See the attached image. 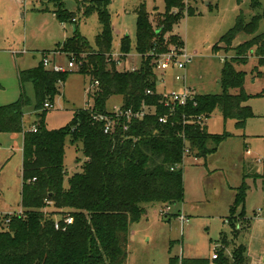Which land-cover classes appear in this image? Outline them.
Listing matches in <instances>:
<instances>
[{
  "label": "trees",
  "instance_id": "1",
  "mask_svg": "<svg viewBox=\"0 0 264 264\" xmlns=\"http://www.w3.org/2000/svg\"><path fill=\"white\" fill-rule=\"evenodd\" d=\"M164 1L165 11L156 14V27L144 4L136 10V49L142 61L135 72L120 71L113 59L109 10L112 0L80 4L79 11L85 17L97 14L102 26L95 48L76 27L73 37L54 53L74 60L77 73L89 77L91 85L98 82L99 86L88 94L91 108L76 111L64 128L48 129L49 110L45 105L54 106L59 86L66 82L70 71H50L42 61L36 68L19 72L22 92L16 102L0 107V134H24L23 214L0 215V264H127L130 228L143 219L145 207L154 203L174 207L182 204L186 157L206 159L230 137L227 133L210 134L207 125L201 126L197 119H210L220 109L225 121L233 120L237 129L244 130L246 121L253 117L251 109L244 106L251 97L245 92V73L239 67L246 65L255 53L260 66L257 76L264 79V32L259 31L264 21L262 4L253 0L252 10L262 11L249 21L242 13L235 27L221 39L222 47H215L235 51V56L224 62L223 93L195 95L187 106H175L171 111L161 103L163 98L157 91L155 58L171 46L183 48L184 42L172 34L173 28L184 15L196 16L201 0L188 4L185 0ZM56 17L61 23H76V14L63 9ZM240 34L250 40L233 47ZM130 45L128 36L121 39V59L130 53ZM27 83L34 89L37 120L33 128L37 132L33 128L25 131L24 110L32 104L24 90ZM148 91L154 95H147ZM113 97H122L125 111L139 112L147 105L156 107V114L134 120L127 132L120 127L107 135L104 123L95 121L94 116L108 114L107 103ZM163 116H169L166 125L159 121ZM68 139L82 144L86 160L82 171L69 177L66 187ZM247 189L245 182L236 189L238 194L230 211L228 223L236 239L243 231L249 233L252 226L245 211ZM68 216L73 218V224L65 231L56 230L55 221L60 219L63 223ZM219 245L215 261L172 257L169 264H251L248 244L235 245L222 235Z\"/></svg>",
  "mask_w": 264,
  "mask_h": 264
},
{
  "label": "rangeland",
  "instance_id": "2",
  "mask_svg": "<svg viewBox=\"0 0 264 264\" xmlns=\"http://www.w3.org/2000/svg\"><path fill=\"white\" fill-rule=\"evenodd\" d=\"M84 1L0 0V107L19 99L22 92L19 72L36 68L43 61L44 54L51 63L68 69L69 57L60 53L55 58L54 52L73 37L76 27L95 48L102 26L97 14L85 17L79 11ZM252 1L201 0L197 4L196 16L184 15L174 26L172 34L184 42V52L193 60L183 72L161 76L155 71L158 93L189 88L196 95L222 94L224 62L230 61L235 51L216 50L215 47H222L221 39L235 27L242 13L249 21L262 11L252 10ZM258 1L264 7V0ZM141 4H144L156 27V14L165 11L164 0H112L109 7L113 28L112 54L115 61H121V66H117L120 71L141 66L142 60L136 49L135 11ZM60 9L76 14L77 23H61L56 17ZM259 31L264 32V21ZM125 36L130 38L131 50L126 60H122L121 39ZM248 40L249 36L240 34L233 47ZM259 67L255 53L246 65L239 67L245 73V92L251 97L244 106L250 108L253 114L246 121L245 129H237L233 120L225 121L220 109L214 111L208 119V132L218 136L227 133L230 137L206 159L186 157L183 164L185 198L182 204L174 207L154 203L145 207L143 219L130 228L127 264H169L172 257L211 258L215 247L220 246L222 235H227L235 245L248 244L249 247L252 226L249 233L243 231L236 239L228 221L238 194L236 189L244 182L248 187L245 203L247 218L255 219L257 213L264 216V79L257 76ZM68 71L71 74L65 83L60 84L55 106L46 116L50 130L66 127L76 111L92 106L88 101L90 78L78 74L77 67ZM177 73L186 77L181 83L183 87L174 81ZM24 90L32 101L24 110V126L30 130L37 120L35 94L31 83H27ZM121 105L122 97H113L107 103V110L112 111ZM22 146V134H0L1 215L22 210ZM85 160L82 144L68 139L66 187L69 177L82 171ZM182 217L186 218L184 222ZM231 247H234L233 244ZM261 262L264 264V256Z\"/></svg>",
  "mask_w": 264,
  "mask_h": 264
},
{
  "label": "built area",
  "instance_id": "3",
  "mask_svg": "<svg viewBox=\"0 0 264 264\" xmlns=\"http://www.w3.org/2000/svg\"><path fill=\"white\" fill-rule=\"evenodd\" d=\"M57 54V53H54ZM122 56V55H121ZM121 58V57H120ZM124 60V59H122ZM193 60V57L188 55L187 53L184 52V49L181 47L177 46H171L170 49L161 55H157L155 58V71H157L161 76H165L168 73H172L175 71L178 72H183L187 65L190 64ZM117 66H121V61L116 60ZM43 65L46 69L56 72V73H65L69 72L68 70L75 68L76 64L75 61L72 60L68 64V69L64 68L61 65H58L56 63H51L48 61L47 58L43 60ZM128 68V67H127ZM138 67H133L131 69H125L123 71H129V72H135L137 71ZM186 77L185 75H182L180 73H177L174 75V81L178 84L184 83ZM99 83L96 82L93 85L90 86L88 89V94L92 93L94 88L98 87ZM162 96L163 100L161 103L165 107H170L171 111H173V107L175 106H181L185 107L187 104L194 99L195 93L191 91L189 88H182L177 91H172V92H162L158 93ZM147 95H154L152 91H148ZM45 108L48 110H51L54 108L51 104L47 103L45 105ZM156 107H151L144 105L142 110L139 112H134L132 110H123V105H121L119 108L115 107L114 110L108 111V114L106 115H101L97 114L94 116V120L97 122H103L104 123V133L109 135L115 133L117 130L123 129V131L127 132L130 128V124L134 120H142L144 117L151 115V114H156ZM122 120H125L126 123L122 124ZM161 124H168L169 122V116H163L160 117L159 119ZM192 121V120H191ZM208 119L205 118L204 116H200L197 119L198 124L201 126L207 125ZM191 123V122H189ZM34 132H37L36 128H33ZM250 154V152H248ZM189 154V150H186L185 156ZM17 214H23V211H20ZM181 220L184 222L186 218L182 217ZM73 224V218L68 216L63 220V223L60 221V219H57L55 221V229L60 231L63 230L65 231L68 226ZM217 247V246H216ZM215 251L211 257L212 261H215L218 259V253Z\"/></svg>",
  "mask_w": 264,
  "mask_h": 264
},
{
  "label": "crops",
  "instance_id": "4",
  "mask_svg": "<svg viewBox=\"0 0 264 264\" xmlns=\"http://www.w3.org/2000/svg\"><path fill=\"white\" fill-rule=\"evenodd\" d=\"M86 1H88V0H86ZM139 7L140 6H138V8ZM76 23H77V21H76ZM54 55H55V58H56V57H58L61 54L57 52V54H54ZM45 56L46 55L44 54V57H43L44 59L47 58ZM179 85H181V84H179ZM181 86L183 87L184 85L182 84ZM55 103H56V100H55ZM54 106H55V104H54ZM207 123H208V121H207ZM32 128H33V126H32ZM25 131H29V130L25 129ZM8 135H10V134H8ZM22 135H23V146H24V134H22ZM23 146H22V150H23ZM248 152L249 151H247V154H249ZM195 159H199V158H195ZM22 169H23V157H22L21 177H22ZM262 187H263V185H262ZM21 191H22V188H21ZM16 213L17 212H11V213H8L6 215H12V214H16ZM1 216H4V215H1ZM256 216L257 217L255 219H252V233H251V237H250L251 239H250L249 247H248L249 248V256L251 258V264H263L261 261H262V258L264 256V216H261L260 213H257Z\"/></svg>",
  "mask_w": 264,
  "mask_h": 264
},
{
  "label": "water",
  "instance_id": "5",
  "mask_svg": "<svg viewBox=\"0 0 264 264\" xmlns=\"http://www.w3.org/2000/svg\"><path fill=\"white\" fill-rule=\"evenodd\" d=\"M207 5H209V3H207Z\"/></svg>",
  "mask_w": 264,
  "mask_h": 264
}]
</instances>
